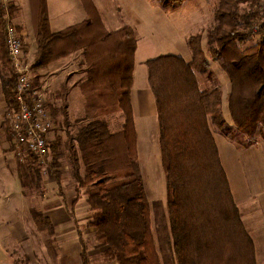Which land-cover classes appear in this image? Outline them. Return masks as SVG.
<instances>
[{"label":"trees","instance_id":"1","mask_svg":"<svg viewBox=\"0 0 264 264\" xmlns=\"http://www.w3.org/2000/svg\"><path fill=\"white\" fill-rule=\"evenodd\" d=\"M171 1L182 3L185 0ZM247 1H251V8L258 3V0H232L226 13L216 12L218 22L208 31L207 51L220 63L231 84L228 106L232 126L222 111V93L220 87H216L217 80L213 89H202L199 84L197 72L210 68L201 36L188 40L191 61L165 54L146 63L158 109L161 163L167 190V216H162L166 219L163 218L158 237L161 257L138 164L137 133L130 99L138 43L136 33L129 26L108 32L89 0L83 2L93 11L94 20L54 33L49 26L46 0H30L38 47L33 71L64 55L86 50L90 57L89 82L94 87L87 102L88 109L102 108L101 114L118 110L125 117L121 138L128 159L124 160V169L121 166L124 154L119 158L124 148L105 124H88L75 139L70 136L68 140L73 178L79 187L77 192L93 184V188L85 191L95 217L91 226L96 228L97 239L107 247L106 254L112 261L118 264H257L254 241L234 201L215 139L217 133L226 136L234 130L248 138L264 139V32L260 34L259 49L243 50L239 46L252 38L249 29L254 27L253 20L257 16L255 12L241 16L235 11ZM12 10L0 1V69L8 107L15 105L17 89V76L6 39L8 24L12 25L6 17L12 15ZM239 25H243L242 31ZM208 76L212 78L213 74L209 72ZM5 123L15 146L6 120ZM48 147L50 151L49 144ZM52 150L58 154L56 149ZM49 157V154L39 158L29 153L20 162L18 178L24 195L29 186L39 188L35 181H40L41 172L36 166L41 167L39 162L48 161ZM55 160L52 175L60 188L63 175L58 168L62 165L57 158ZM160 207L163 211L162 206L157 205L155 215L159 216L157 208ZM31 214L40 230L46 228L54 234L53 226L42 212L32 209ZM79 241L82 264H90L83 237Z\"/></svg>","mask_w":264,"mask_h":264},{"label":"rangeland","instance_id":"2","mask_svg":"<svg viewBox=\"0 0 264 264\" xmlns=\"http://www.w3.org/2000/svg\"><path fill=\"white\" fill-rule=\"evenodd\" d=\"M231 2L232 0H185L182 3L169 2V0H95L105 18H109L108 22L111 30L129 26L136 33L138 43L134 54L133 69L144 70L147 60H152L165 54L179 55L186 61H191L193 59L192 50L188 40L195 36H201V45L210 68L205 72H197L199 84L202 89H213L217 80L216 87L219 86L220 90L221 88L226 89L224 84L221 85L220 75L226 76L224 79L226 82L228 77L221 68L220 63L214 61L207 51L208 31L218 22L216 21V12L220 10L226 13L230 8ZM4 4L6 7L13 9L19 5V2L16 0H4ZM30 6L33 14L34 7L32 2H30ZM18 10L19 8L14 13ZM235 11L241 16L250 12L257 14L253 20L254 27L249 29V33L253 35L252 38L243 44H239V46L243 50L247 48H251L250 50L252 51L256 48L259 49L260 34L264 32V0H258L254 8H251V1L243 2ZM14 13L12 15L8 14L9 17L7 15L6 18L11 20V23L19 32L24 33V36L22 33L21 36L24 44H26V60L33 66L36 58L35 53L38 52L37 35L34 31L36 26L32 30L30 27L29 29L28 27L25 29L20 25H16L17 23L13 19ZM21 14H25L28 22L29 13H27V10H23ZM239 26V30L242 31L244 29L243 25ZM89 58V52L80 49L78 52H72L55 59L49 65L39 67L34 71L32 69L34 78L37 77L36 83H39V88L44 91L48 101V109L51 110L52 114L54 113L55 125L48 137L50 146L48 154L50 157L48 161L42 159L39 162L42 164L41 167L36 166L41 172L40 181L38 179L35 181L39 188L36 189L35 185L29 186L25 190L26 195L23 194V197L26 199V202L23 208L19 204L22 202L21 199L14 196L16 185H13L9 180L4 182V184H0V235L2 231L7 232L6 230L10 224H6L12 222L17 217L23 219L29 217L28 219L31 224V219L33 221L32 209H37L40 212L43 211L47 215L52 209L50 205L54 202L52 200H55L56 195L58 199L60 198L59 201H65L69 209H71L72 204L75 205L78 200L82 199L84 201H78L79 204L73 208L75 210L74 220L77 221L74 224V230L77 231L78 236L81 234L79 238L83 237L90 264H118L107 256V247L100 244L97 239L96 228L91 226L92 222L95 221V217L94 212L88 206V197L85 195V191L94 186L93 184H89L86 188L81 187L80 191L77 192V188L79 187L73 178V167L69 160V137L71 136V138L75 139L80 129L88 124H105L108 127L109 133L116 135L117 141L121 143V148H124V152L122 151V154L119 155L120 158L124 154L121 157L123 169L124 160L126 162L128 159L126 147L121 138L125 123L123 113L115 110L111 113L101 114L100 110L102 108L99 109L98 107L94 111L90 108L88 109L87 102L90 94L93 93V86L89 82ZM209 72L213 74L212 78L208 76ZM112 102H114V99H112ZM109 104L112 105L110 101ZM153 126L150 123L148 125L149 131L146 133L145 131H140L139 153L138 151L137 153L139 155L138 164L141 167V176L151 206L152 230L154 232L156 248L159 252L160 244L158 237L162 231L161 224L163 223V218L166 219V217L162 218V216H167V190L165 174L161 165L160 148L158 146L159 135L157 136L156 128H153ZM153 133L156 134L154 135ZM215 138L221 151L223 165L227 170L231 187L236 195L235 199L240 204L239 207L248 224L249 232L258 245L256 250L258 263L264 264V139L260 136H255L253 139L248 138L238 130L231 131L226 136L225 133H217ZM7 140L8 133L6 131V134L3 132L0 137V144L6 146V158H9L10 168L12 171H16L19 177L21 174L20 162L22 160L18 157L17 152H15V146H13L14 155L12 154V149L8 143L9 140ZM253 141L255 144H251ZM52 149H56L58 156L54 154ZM56 158L58 159V163L62 165L58 169H60L59 171L63 177L61 187L59 189L54 187L53 193L49 187L51 183L54 184L55 180L54 175H52L54 171L51 167ZM21 164L27 165L25 163ZM113 165H115L114 162ZM81 173L84 174L83 165L81 166ZM110 182L113 183V181ZM53 194L55 196L50 197ZM8 201L18 205L20 210L17 213L9 212L10 202L6 204ZM157 205L162 206L163 210L160 211L161 207L157 208L159 216L155 215V207ZM5 212H9L7 216ZM70 212L73 214L71 210ZM162 212L165 214L162 215ZM3 222L4 224L2 225ZM124 224L122 223V225ZM36 229L37 227H33L32 225V228H30V225H28L25 233H23L25 238L20 243H16L14 240H1L4 243V248H7L11 264H56L55 257H59L61 250L60 240L51 237L50 231L46 228L48 236L46 235V239L42 240L38 236V229ZM13 234L16 235V232ZM164 234H167V232H164ZM1 241L0 264H6L4 260L5 256L2 253V251L4 252V248ZM27 253H31V257ZM160 256L162 257L161 254Z\"/></svg>","mask_w":264,"mask_h":264},{"label":"crops","instance_id":"3","mask_svg":"<svg viewBox=\"0 0 264 264\" xmlns=\"http://www.w3.org/2000/svg\"><path fill=\"white\" fill-rule=\"evenodd\" d=\"M16 1L19 2V5L17 4L18 6L13 8L12 13H14L18 8L19 10L16 13H14L15 14L13 18L14 22L17 23L16 25H20L24 27L25 29L26 27H28V29L30 27L33 30L36 26V21H35L34 11H33V14L31 11L30 1L29 0H16ZM89 1L91 2L92 6L96 10V13L98 17L101 19L104 28L108 32H111V31L116 32L121 29L120 27L115 30H111L109 22H108L109 18L108 17L107 19L105 18L104 14L99 9V6L95 3V0H89ZM46 3L48 7L49 26H50L51 31L54 33L64 32L72 27L84 25L85 22L90 19L94 20L93 11L88 9L87 5L83 2V0H46ZM23 10H27V13H29L28 22L25 17V14H21ZM31 14H32V17H31ZM22 27L21 29H23ZM34 31L36 33V28L34 29ZM21 33L24 36V33L20 31V34ZM27 55H28V51H27ZM35 57H36V53H35ZM147 61L145 62L144 70L137 69V68L134 69L133 84H132L131 93H130L134 124H135L136 133H137V151H138V146L140 144V138H139L140 131L141 130L143 132L145 131V133L148 132L149 131L148 125L150 123L154 125L153 128H156L157 136L159 135V138H160L157 103H156L155 95L149 83L148 67L146 65ZM225 78L226 76H221V75L219 77L221 85L224 84L226 88V89L221 88L222 90V106L221 107H222V111L224 113L226 121L232 126L233 122L232 120H230V113H229V106H228V95L230 94V91H231V84H230L229 78L226 79L227 82L224 80ZM36 79L37 77H35V82L37 81ZM37 84L39 85V83ZM7 108H8V102H7L6 96L3 91L2 72L0 69V137L2 136L3 132H5L6 134V131H7L8 133V129L5 123V112ZM153 134L155 135L156 133H153ZM8 140H9L8 143L10 145V148L12 149V154H13V143L11 142V138L9 137V133H8ZM158 146L160 148V139L158 140ZM5 150H6V146H2V144H0V184L2 183L4 184V182H7L9 180L12 182L13 185H16L14 196L16 198L19 197L21 199L22 202L21 203L18 202V203L22 205L21 207L23 208L25 206L26 199L23 197L22 185H21V182L18 178L16 171H12V169L10 168V165H9L10 161H9V158H6L7 154ZM219 153H220V157L222 161V155H221L220 150H219ZM160 157H161V151H160ZM138 160H139V155H138ZM222 164H223V161H222ZM223 167L228 176L227 170L224 165ZM228 180H229V176H228ZM165 181H166V178H165ZM230 183L231 182L229 180V184ZM54 187H56V189H59V186L56 183V180H54V184L51 183L49 187L52 189L53 193L55 189ZM230 189H231L234 201L240 210L242 221L248 233L250 234L249 229H248L249 228L248 224L241 212V208L239 207L240 204L238 203L237 199H235L236 195L233 192L231 184H230ZM54 196L55 194H53L50 197H54ZM55 197H56L54 198L55 200H52L54 202H52V204L50 205L52 209L48 212V214L45 215L42 211L44 216L49 219L54 229V234L53 235H51L50 233L49 234L51 235V237L58 238L60 240L61 250L59 252V257L58 256L55 257V263L56 264H82V257H81L82 250L80 246L79 236L77 234V231L74 230V227H75L74 224L77 223V221L74 220L75 210L73 208H75L76 205H78L80 201L83 202L84 200L82 199L78 200L79 202L77 201L75 205L72 204L71 209H69V206L66 205L64 200H63L64 202H61V200L59 201L60 198L58 199L57 195ZM9 202L10 201H8L6 204H8ZM166 202H167V199H166ZM46 203L50 204L51 202H46ZM9 207H10L9 212L17 213L20 210L18 205L13 204L11 202L9 204ZM70 210L73 212V214H71ZM9 212H5V215L7 216V213ZM28 218L23 219L21 217H17L15 220H12V222H8L6 225L8 224L10 225L8 226L6 230L7 232L2 231V234L0 235V241L1 240L2 241L14 240L16 243L22 242V240H24L23 238H25L23 236V233H25V229L27 228V226L30 225V228H32V225L33 227H37L34 220L32 221L31 219V222L33 224L32 223L30 224V221ZM3 224L4 222L2 223V225ZM37 229L36 230L39 234L38 235L39 238L42 240H45L46 235H47L46 234L47 230L42 231L38 227ZM70 230L71 232H69ZM15 232H16V235L13 234ZM250 236L252 237L254 241L255 249L257 250L258 245L256 244L253 236L251 234ZM2 241H1L2 247L4 248L3 246L4 243ZM5 248L3 249L4 252L2 251L3 255L5 256L4 260L6 264H11L10 257L8 256V253H7V248L6 249ZM27 255L30 256L31 253H27ZM256 257H257V252H256ZM257 263H258V259H257Z\"/></svg>","mask_w":264,"mask_h":264},{"label":"built area","instance_id":"4","mask_svg":"<svg viewBox=\"0 0 264 264\" xmlns=\"http://www.w3.org/2000/svg\"><path fill=\"white\" fill-rule=\"evenodd\" d=\"M4 3V0H0ZM7 49L14 73L17 76L15 105L8 107L5 120L14 136L15 149L23 161L27 155L44 158L49 151L48 137L54 129L44 91L37 87L32 66L26 60V44L18 29L7 27Z\"/></svg>","mask_w":264,"mask_h":264}]
</instances>
